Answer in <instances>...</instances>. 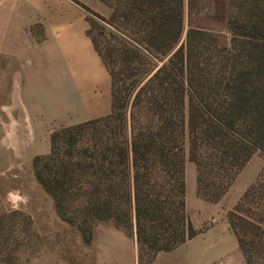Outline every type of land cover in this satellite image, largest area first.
Here are the masks:
<instances>
[{
  "label": "trees",
  "instance_id": "obj_1",
  "mask_svg": "<svg viewBox=\"0 0 264 264\" xmlns=\"http://www.w3.org/2000/svg\"><path fill=\"white\" fill-rule=\"evenodd\" d=\"M96 1L108 15L78 4L110 76V112L53 131L34 177L84 243L110 224L152 260L207 229L186 213V161L197 198L214 204L264 157V0ZM209 13L226 17L228 45L196 26ZM227 222L244 263L264 264V166Z\"/></svg>",
  "mask_w": 264,
  "mask_h": 264
},
{
  "label": "crops",
  "instance_id": "obj_2",
  "mask_svg": "<svg viewBox=\"0 0 264 264\" xmlns=\"http://www.w3.org/2000/svg\"><path fill=\"white\" fill-rule=\"evenodd\" d=\"M78 3L0 0V88L11 83L46 125L62 124L69 113L85 114L86 100L94 102L90 111L100 114L95 118L110 112V76L86 34L89 14ZM82 122L74 118L61 127ZM194 195L185 197L188 219L194 230L207 221L209 227L176 249L158 253L153 264H232L237 257L227 219Z\"/></svg>",
  "mask_w": 264,
  "mask_h": 264
},
{
  "label": "rangeland",
  "instance_id": "obj_3",
  "mask_svg": "<svg viewBox=\"0 0 264 264\" xmlns=\"http://www.w3.org/2000/svg\"><path fill=\"white\" fill-rule=\"evenodd\" d=\"M76 1L91 13H109L96 0ZM220 1L215 0L214 6L221 5ZM209 14L198 18L196 26L211 31L221 45H228L232 34L226 17ZM6 85L0 88V264H153L155 257L138 259L134 236H127L110 224L96 225L92 241L84 243L73 227L57 217L50 197L35 180L33 160L49 153L51 133L72 123L74 118L87 121L100 115L90 111L94 102L86 100L83 115L69 113L62 124L46 125L30 101L17 94L11 83ZM263 166L264 157L255 153L223 198L213 204L219 216L227 219V213ZM195 178L194 165L186 161L187 197L195 196ZM210 223L205 222L201 229ZM232 264H245L239 252Z\"/></svg>",
  "mask_w": 264,
  "mask_h": 264
}]
</instances>
